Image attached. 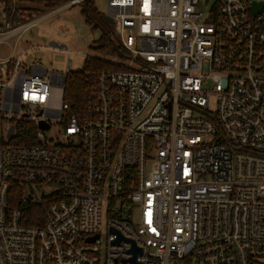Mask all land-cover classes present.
<instances>
[{
    "label": "built area",
    "instance_id": "obj_1",
    "mask_svg": "<svg viewBox=\"0 0 264 264\" xmlns=\"http://www.w3.org/2000/svg\"><path fill=\"white\" fill-rule=\"evenodd\" d=\"M30 1L44 0H0V44L93 2L31 22ZM254 2L107 0L130 58L89 76L80 113L64 99L71 60L56 73L15 60L16 46L0 58V264H264ZM45 201L43 224L26 225L23 211Z\"/></svg>",
    "mask_w": 264,
    "mask_h": 264
},
{
    "label": "rangeland",
    "instance_id": "obj_2",
    "mask_svg": "<svg viewBox=\"0 0 264 264\" xmlns=\"http://www.w3.org/2000/svg\"><path fill=\"white\" fill-rule=\"evenodd\" d=\"M46 3L45 0L27 2L21 6V12L39 13L30 20L33 22L50 12L45 6ZM93 3L99 13H107V0H93ZM82 10V5L62 10L32 26L21 36H12L0 44V58L10 56L16 46L13 54L15 60L23 56V62L30 64L35 59H41L46 68H52L56 73H65L69 60L72 61L69 72H81L87 58L105 59L93 49L97 46L101 31L93 29L85 22ZM53 44L59 46L55 47ZM53 49L56 51L53 52ZM0 70L5 80L7 65H2Z\"/></svg>",
    "mask_w": 264,
    "mask_h": 264
},
{
    "label": "trees",
    "instance_id": "obj_3",
    "mask_svg": "<svg viewBox=\"0 0 264 264\" xmlns=\"http://www.w3.org/2000/svg\"><path fill=\"white\" fill-rule=\"evenodd\" d=\"M46 8L50 11L58 8L64 0H46ZM85 22L93 29L100 30L101 36L97 46L93 49L105 57V59L87 58L81 72H69L65 82L64 99L71 105L74 113H80L87 90L90 87L89 76L101 71L123 70L116 62H126L130 58L129 51L125 48L120 38L115 34L114 26L108 24L101 17V13L95 8L92 1L87 2L82 10ZM12 69V65H10ZM14 207L20 206V198L13 200ZM48 202L35 205L23 211V220L29 226H41L47 217Z\"/></svg>",
    "mask_w": 264,
    "mask_h": 264
},
{
    "label": "water",
    "instance_id": "obj_4",
    "mask_svg": "<svg viewBox=\"0 0 264 264\" xmlns=\"http://www.w3.org/2000/svg\"><path fill=\"white\" fill-rule=\"evenodd\" d=\"M263 6H264V2H262V3L254 2V5H253L254 13L255 14L260 13L262 11V9H263ZM101 17L103 18V20L105 22H107L108 24L112 25V23H113L112 18H110L109 16H107L104 13H101ZM42 127L45 128V129H48V127L44 126L43 124H42ZM120 240H121V238L119 237V239L116 242H119ZM131 251L134 254V256L138 255L141 252L140 249L136 248L135 246L133 247V249ZM132 262L135 264V257L132 259Z\"/></svg>",
    "mask_w": 264,
    "mask_h": 264
}]
</instances>
